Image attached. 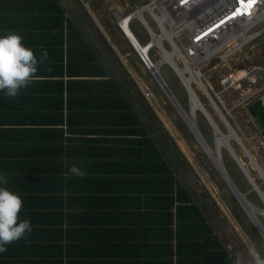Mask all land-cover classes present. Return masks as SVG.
<instances>
[{"label": "trees", "instance_id": "obj_1", "mask_svg": "<svg viewBox=\"0 0 264 264\" xmlns=\"http://www.w3.org/2000/svg\"><path fill=\"white\" fill-rule=\"evenodd\" d=\"M128 1L133 3L136 0ZM9 31L19 33L24 46L32 49L38 60L44 50L48 58L38 64L32 82L21 89L17 97L9 98L0 91V126L37 127L33 130L34 135L47 137L53 142L57 178L62 175L65 160L79 158L86 161L91 157L83 142L87 143L88 149L92 143L103 141L116 144L118 148L127 145L125 152L129 154L122 156V151H117L119 163L133 166L136 161L144 160L149 164L151 195L157 203L153 206L160 212L161 201L164 202L163 212L158 214L155 211L151 217V224L159 226L151 228L149 264H233L228 259L232 255L224 247L203 208L196 204L187 187L177 179L174 156L169 154L167 157V149L161 147L159 136L151 130V122L148 135L147 125L140 122L121 86L109 78L104 64L76 23L68 18L59 0H0V35ZM246 110L264 135L262 101L248 102ZM215 121L218 124L219 121ZM65 133L70 137H65ZM83 133L109 138H99L98 141L76 137ZM201 135L207 141L202 131ZM85 164L88 162L80 161L76 165L81 167ZM224 168L227 171L226 166ZM251 195L245 194L244 197L261 209L262 205H258ZM231 201L240 208L233 195ZM54 204L60 207L61 199ZM231 214L236 215V211L232 210ZM237 214L245 215L241 211ZM38 215L48 216V224L53 226L33 230L26 238L37 246L35 264H78L73 261L81 258L83 252L78 248V232L69 226L70 215L36 214L37 220ZM257 218L264 227L262 219ZM64 222H67L66 227H63ZM251 228L261 236L253 225ZM98 257L106 264H130L114 257L112 260L111 254L106 252ZM13 259L14 253H5L1 255L0 264H15Z\"/></svg>", "mask_w": 264, "mask_h": 264}, {"label": "rangeland", "instance_id": "obj_2", "mask_svg": "<svg viewBox=\"0 0 264 264\" xmlns=\"http://www.w3.org/2000/svg\"><path fill=\"white\" fill-rule=\"evenodd\" d=\"M59 1L65 7L68 18L76 23L86 41L94 47L100 58L107 64L109 72L113 71L114 74L125 78L119 84L125 96L133 106H137L135 110L138 114L141 115L143 110L144 118L148 117L150 119L152 123L151 130L159 136L160 139L158 140L161 147L167 149V157L169 158V154H172L175 158L174 171L177 178L187 187L195 201L207 213L208 218L213 223L215 232L219 235L224 247L232 257L235 259L236 254L239 253L242 264H253L252 257L249 255V250L252 248H255L264 256V237L261 234L260 237L257 236L253 229H250V225L254 226V224L243 208L241 206L236 208L232 203L231 195L233 194L220 169L215 165L209 153L204 150L181 116L179 109L171 103L165 91L140 67L133 49L124 40L117 27L113 25L112 12H127L135 3L128 0H88V6H86V3L80 0ZM146 18L149 20L148 17ZM94 25L101 30L109 43L103 41V37ZM131 32L140 41L147 40L142 27L136 21L133 23ZM110 46L112 49H110ZM112 50L120 57L124 67L120 61L114 58ZM254 66L264 68V35L262 38L251 41L218 70L208 71L204 77L211 82L214 91L221 96L223 103H220L214 95V91L210 90L228 120H231L230 125H233L231 126L241 139L242 145L251 153L264 174V136L258 129L255 119L248 114L244 102L245 95L250 93L252 91L250 88L254 89L255 86L241 83L240 87H232L227 91H222L221 85V78L226 75H230L236 70L248 69ZM124 68L133 71L134 76L132 75V77L135 81L130 78ZM237 73L240 72L237 71ZM160 75L168 84L171 93L180 106L188 114L191 110L188 96L174 73L171 72L168 64H162ZM136 83L138 86L147 87L151 94L152 106L143 98L141 91H137L135 88ZM195 92L200 97L203 105H206L210 111L213 120L219 121L218 124L221 128L216 121L215 126H213L201 110L197 109L194 112L193 118L199 132H203L204 136L207 137V144L215 152L216 146L221 144L219 142V132L226 135L232 133L229 131L228 124L207 96L197 88ZM229 144L249 175L254 177L255 183L258 182L259 189L264 197V182L247 159L242 146L235 139H230ZM220 156L223 167L226 166L227 168L225 172L229 180L235 182L236 189L244 194L252 193L251 196L255 202L262 205L260 210H264L263 199L252 189L251 183L233 158L227 144L221 146ZM247 208L249 207L247 206ZM232 210L236 211V215L231 214ZM240 211L245 215L237 214ZM257 217H260L264 222V215H257Z\"/></svg>", "mask_w": 264, "mask_h": 264}, {"label": "crops", "instance_id": "obj_3", "mask_svg": "<svg viewBox=\"0 0 264 264\" xmlns=\"http://www.w3.org/2000/svg\"><path fill=\"white\" fill-rule=\"evenodd\" d=\"M138 1L140 0L133 3L136 5ZM95 28L103 37V41L109 43L101 30L96 26ZM123 38L130 45L124 36ZM95 54L104 64L109 78L118 85L125 80L113 71L110 73L107 64L96 51ZM112 54L121 62L116 52L112 50ZM124 69L132 79L133 71ZM135 88L141 91L137 83ZM127 102L134 109L137 108L131 101ZM143 114V110L141 115L138 114L139 120L147 125L150 135V119L144 118ZM35 128L31 126L24 128L23 125L0 126V130H10L0 132V175L7 179V185L0 186L8 187L22 198L23 206L18 214L19 220L28 219L33 231L53 226L48 224V216L43 218L38 215L37 220L36 214H69V226L74 227L78 232V248L83 252L81 258L73 261L78 264H106L98 257L103 252L110 253L112 260L114 257L130 264H149L151 228L159 226V224H151L152 214L155 211L159 212V208L153 206L157 203H154L155 199H152L151 195L149 164L144 160L136 161L133 166L120 164L119 158L116 157L117 151L120 149L122 156L129 154L125 152L127 145L118 148L116 144L103 141L92 143L91 148L88 149L87 143L83 142L86 149L90 150L89 156H91L86 160L88 164L81 166L85 175L77 177L70 173L69 170L73 165L80 161L86 163L84 159H71L64 161L59 179L55 177L58 173L54 170L53 142L47 137L34 135ZM29 129L31 131H27ZM64 136L70 137V134L65 133ZM76 137L98 141L99 138H109L91 133H83ZM4 141L6 142L2 143ZM188 193L193 198L189 190ZM59 198L61 206L55 207L54 203ZM193 200L195 201L194 198ZM161 202L162 207L158 214L164 210L163 200ZM196 204L201 206L197 202ZM204 214L207 216L206 212ZM208 220L213 226L211 220L209 218ZM66 225L67 222H64L63 227ZM29 236L30 234L27 233L18 241L7 244V251L0 253V258L5 253H14L15 264H35L38 249L35 242L26 240ZM33 240L39 241L35 238Z\"/></svg>", "mask_w": 264, "mask_h": 264}, {"label": "built area", "instance_id": "obj_4", "mask_svg": "<svg viewBox=\"0 0 264 264\" xmlns=\"http://www.w3.org/2000/svg\"><path fill=\"white\" fill-rule=\"evenodd\" d=\"M247 4L248 0H140L127 12H112V18L114 26L129 41L140 67L160 88L159 80L165 84L160 68L166 63L184 88L189 103L193 98L203 107L195 92L197 88L216 108L218 102L210 91H214V86L204 75L218 70L251 41L264 35V0H257L245 11ZM135 21L146 34L144 42L131 32ZM237 71L243 73L233 79ZM263 76L264 68L258 66L233 71L221 78L222 91L240 87L241 83L253 85L255 88H250L244 102L260 99L264 104ZM140 90L152 106L147 87L140 85ZM214 95L223 103L219 93L214 91ZM219 114L225 122L228 120L225 113Z\"/></svg>", "mask_w": 264, "mask_h": 264}, {"label": "clouds", "instance_id": "obj_5", "mask_svg": "<svg viewBox=\"0 0 264 264\" xmlns=\"http://www.w3.org/2000/svg\"><path fill=\"white\" fill-rule=\"evenodd\" d=\"M47 58L48 53L44 50L38 60L33 50L24 46L22 36L17 32L9 31L5 35H0V91H4L5 95L9 98L17 97L21 89L27 88L32 82L34 74L38 70V64L44 63ZM164 85L169 88L168 84L165 83ZM206 111L211 116L210 111L208 109ZM211 124L215 126L213 123ZM69 171L77 177L85 175L81 167L77 165H73ZM0 185H7V179L3 175H0ZM22 206L23 200L18 193L13 192L6 186H0V253L7 251V244L18 241L31 232L30 221L28 219L19 220L18 218ZM249 255L252 257L253 264H264V256L255 248L249 250ZM228 259L232 260L233 264H242V258L239 253L236 254L234 260L231 256Z\"/></svg>", "mask_w": 264, "mask_h": 264}, {"label": "water", "instance_id": "obj_6", "mask_svg": "<svg viewBox=\"0 0 264 264\" xmlns=\"http://www.w3.org/2000/svg\"><path fill=\"white\" fill-rule=\"evenodd\" d=\"M207 71V70H206ZM162 86L163 91H165V93L167 94V96L169 97V100L171 101V99L173 101H171V103L177 107V109H179V112L181 114V116L183 117V119L185 120L186 124L188 125V127L192 130V132L194 133L195 137L198 139V141L200 142V144L203 146L204 150H208L207 152H210V157L213 160V162L215 163V165L220 169L222 176L224 177L225 181L228 184L229 189L231 190L233 196L236 198V200L238 201V203L240 204V206L243 208L244 212L246 213V215L249 217L250 221L254 224V226L256 227V229L258 230V232L264 237V227L261 225L259 219L257 218V215H264V210H260L258 208H256L255 206H253L251 203H249L245 197L236 189L235 185L232 183L231 180H229L225 169L223 167V163L221 160V156H220V146H216L215 148V152L212 150V148L207 144L206 141H204L203 137L201 136L199 130L197 129V126L194 122L193 119V112L190 110L189 113L187 114L183 108L180 106V104L176 101V99L174 98L173 94L171 93L170 89L165 86L161 80H159ZM215 103V102H214ZM202 112L204 113V115L207 116V118L209 119V121L211 123H213L215 125L214 120L212 119V117L209 115V113L204 110V108L199 105ZM215 106L217 108V110L222 114V116H224V113L222 112V109L215 103ZM191 122V123H190ZM228 126H229V131H231L234 135L235 140H237L240 144V146H242L247 159L249 160V162L251 163V165L253 166V168L259 173V175L261 176L263 182H264V174L261 171V169L259 168L258 164L256 163L255 159L251 156V153L242 145L241 143V139L239 138V136L237 135L236 131L234 130V128L230 125L229 121H226ZM228 147H229V151L231 152L233 158L235 159V161L237 162V164L239 165L240 169L243 171V173L246 175L247 179L249 180V182L251 183L252 189L255 191V193H257L263 200V206H264V197L262 192L259 189V186L255 183V181L253 180V178L249 175V173L247 172V170L243 167V165L240 163L239 159L237 158L235 152L233 151V149L231 148L230 144L227 143ZM216 153V156L214 157V154ZM218 160L220 161V165L217 163ZM246 206H248L249 208H247ZM251 207V208H250Z\"/></svg>", "mask_w": 264, "mask_h": 264}, {"label": "bare ground", "instance_id": "obj_7", "mask_svg": "<svg viewBox=\"0 0 264 264\" xmlns=\"http://www.w3.org/2000/svg\"><path fill=\"white\" fill-rule=\"evenodd\" d=\"M127 33V35L130 37V38H132V36L130 35V33L129 32H126ZM242 73L243 72H240V73H237L236 75H234L233 76V79H236V77H237V75H242ZM171 101H173L172 99H171ZM190 104H191V111L193 112H195V110H200L201 108H200V106H199V104L197 103V101L195 100V99H191L190 100ZM203 107H204V105H203ZM190 108V107H189ZM191 123V122H190ZM230 133H232L231 131H230ZM230 139H235L234 138V135H233V133L232 134H228V135H226V134H224V133H220L219 132V142L221 143L220 145L218 144V146H223L224 144H227V143H229V141H230ZM208 151V150H207ZM209 153V156H210V152H208ZM220 161L221 160H218L217 161V163L220 165ZM247 207V206H246Z\"/></svg>", "mask_w": 264, "mask_h": 264}, {"label": "snow or ice", "instance_id": "obj_8", "mask_svg": "<svg viewBox=\"0 0 264 264\" xmlns=\"http://www.w3.org/2000/svg\"><path fill=\"white\" fill-rule=\"evenodd\" d=\"M256 2L257 0H248L247 9H245V11H247L248 9H251L253 5L256 4Z\"/></svg>", "mask_w": 264, "mask_h": 264}]
</instances>
